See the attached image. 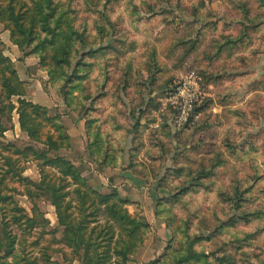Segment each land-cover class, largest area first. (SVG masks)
Listing matches in <instances>:
<instances>
[{"label":"rangeland","instance_id":"rangeland-1","mask_svg":"<svg viewBox=\"0 0 264 264\" xmlns=\"http://www.w3.org/2000/svg\"><path fill=\"white\" fill-rule=\"evenodd\" d=\"M56 2L86 40L65 65L67 76L57 69L51 78L53 66L16 46L1 22L0 54L26 84L23 99L46 108L69 137L48 158L73 164L86 180L83 192L118 197L148 223L129 264H178L173 250L189 242L194 256L184 264H264V0ZM190 76L202 93L198 119L178 128L166 95ZM19 99L11 100L16 108ZM10 118L0 144L20 150L15 164L32 183L66 185V213L79 224L74 182L33 154L47 147L22 131L17 109ZM44 126L43 138L59 140ZM7 152L0 146V194L9 197L0 201V231L6 221L21 240L15 208L38 213L18 259L27 253L41 262L47 250L51 262L83 264L64 238L54 195L9 174ZM30 191L40 197L31 200Z\"/></svg>","mask_w":264,"mask_h":264},{"label":"trees","instance_id":"trees-1","mask_svg":"<svg viewBox=\"0 0 264 264\" xmlns=\"http://www.w3.org/2000/svg\"><path fill=\"white\" fill-rule=\"evenodd\" d=\"M65 10V7L56 0H0V22L11 32L13 43L19 48H28L35 52L43 68L53 66V70H46L51 78L57 69L62 71V77L67 76L65 65L71 64L72 54H77L85 47V38L79 35L73 25V17ZM25 87L26 84L19 79L13 62L0 54V137H3L7 131L5 122L11 120L10 114L17 109L22 131L31 141L47 147V149L33 148L31 149L33 154L56 165L60 169L61 180L64 183L68 178L74 182L73 193L79 201L82 213L79 224H73L71 216H67L66 211L70 205L65 202V194H62L66 185L58 187L46 181V178L38 184L32 183L23 176V169L21 170L15 164V154L21 153L20 150L13 147L15 150L11 153L9 148L11 144L7 146L0 144L3 150L8 151V155L4 157L6 171L13 174L25 186L38 188L41 194L54 195L53 205L56 208L58 223L65 228L64 238L75 254L79 255L83 264H129L133 248L142 241L149 227L148 223L131 215L118 197L93 194L88 189L83 192L79 185L85 184L86 180L73 164L62 157L48 158L51 152L64 148L65 145L60 141L67 140L69 137L63 132L62 127L56 124V119L49 115L46 108L23 99L26 96ZM61 95L70 107L69 92L65 90V93ZM13 97L20 98L18 108L11 101ZM45 123L56 128L60 133L59 140H54L51 136L43 138L42 130ZM39 165L42 168L44 164ZM27 194L31 200L40 197L34 196L36 194L33 195L31 191ZM8 199V196L0 194V201L7 204ZM1 211L5 209L2 208ZM15 211L19 212L18 216H15V223L22 229L23 236L19 240L13 232L6 231L8 223L4 221V227L0 231V264H42V262L60 264L51 262L47 250L44 251V259L41 262L38 258L31 259L27 253L24 256V262L18 259L19 247L21 252H26L25 235L37 225L38 213L35 212L33 217H29L23 208L16 207ZM6 214L7 212L5 216ZM44 222L50 223L47 219ZM94 224L96 226H92ZM193 245V242H189L187 248L175 252L173 250L175 256L182 258L178 264H184L185 261L189 262L193 258L194 251L191 249ZM170 251L172 252L171 246L167 252ZM165 254L168 256V253ZM160 263L159 260L151 264Z\"/></svg>","mask_w":264,"mask_h":264},{"label":"built area","instance_id":"built-area-1","mask_svg":"<svg viewBox=\"0 0 264 264\" xmlns=\"http://www.w3.org/2000/svg\"><path fill=\"white\" fill-rule=\"evenodd\" d=\"M202 93L194 76L184 78L179 84L167 92L166 102L175 111L176 127L193 125L197 122Z\"/></svg>","mask_w":264,"mask_h":264}]
</instances>
